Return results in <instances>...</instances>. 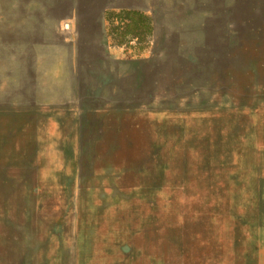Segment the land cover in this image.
I'll return each instance as SVG.
<instances>
[{
    "label": "rangeland",
    "instance_id": "374dc122",
    "mask_svg": "<svg viewBox=\"0 0 264 264\" xmlns=\"http://www.w3.org/2000/svg\"><path fill=\"white\" fill-rule=\"evenodd\" d=\"M256 177L264 0H0V264H264Z\"/></svg>",
    "mask_w": 264,
    "mask_h": 264
},
{
    "label": "trees",
    "instance_id": "16d2710c",
    "mask_svg": "<svg viewBox=\"0 0 264 264\" xmlns=\"http://www.w3.org/2000/svg\"><path fill=\"white\" fill-rule=\"evenodd\" d=\"M108 19H110L109 17H111L110 15H114L115 17L120 18L121 20H127V18L129 19L132 16H136L139 20V22L144 23L146 29L149 31V33H151L152 31V19L151 17H149L148 15H145L144 13H131V12H127V11H121V12H114V13H108Z\"/></svg>",
    "mask_w": 264,
    "mask_h": 264
},
{
    "label": "water",
    "instance_id": "95a60500",
    "mask_svg": "<svg viewBox=\"0 0 264 264\" xmlns=\"http://www.w3.org/2000/svg\"><path fill=\"white\" fill-rule=\"evenodd\" d=\"M255 180L261 184V186L264 188V178L262 177H256Z\"/></svg>",
    "mask_w": 264,
    "mask_h": 264
}]
</instances>
